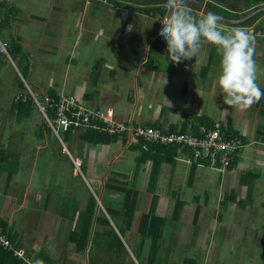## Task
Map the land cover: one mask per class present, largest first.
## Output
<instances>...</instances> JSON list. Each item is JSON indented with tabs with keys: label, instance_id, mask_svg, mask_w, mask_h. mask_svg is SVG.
Instances as JSON below:
<instances>
[{
	"label": "crops",
	"instance_id": "0c3cea01",
	"mask_svg": "<svg viewBox=\"0 0 264 264\" xmlns=\"http://www.w3.org/2000/svg\"><path fill=\"white\" fill-rule=\"evenodd\" d=\"M0 1L1 39L21 46L10 58L0 53V235L11 249L0 242L1 248L22 264H151L156 243L142 242L139 220L152 210L167 222L153 264L189 259L197 264H242L246 250L260 248L252 218L259 213L262 227L264 95L258 106L245 109L223 103L216 85L220 54L215 45L202 40L194 57L180 63L168 60L167 50L155 38L168 15L163 4L154 7L164 9L165 16L126 0H117V6L84 0ZM228 2L236 4L232 12L241 16L264 5L249 8L245 0ZM186 8L196 19L203 18L202 12ZM258 23L242 29L253 30L248 32L255 37L256 83L264 91V35L257 34L264 29ZM218 24L226 32L235 28ZM28 86L41 96H73L89 111L112 110L117 121L157 125L170 133L182 132L186 123L189 131L194 117H206L227 129L230 125L246 147L232 170L212 169L183 148L172 162L163 161L154 170L151 158L139 160L142 152L134 147L139 140L119 137L108 145L74 143L68 148L73 166L65 159L68 154L57 148L55 135L41 129L31 102L16 104ZM83 130L73 135L79 138ZM25 136L30 139L17 140ZM249 172L258 175L250 181L251 194L244 180ZM117 188H126L138 203L129 222L123 206L126 194ZM233 195L235 200L224 208L223 202ZM92 198L96 206L90 236L80 251L72 234L88 215ZM243 201L248 203L245 209ZM177 202L185 206L174 219ZM250 213L253 235L245 239ZM256 257L264 264L263 250ZM251 264H256L254 258Z\"/></svg>",
	"mask_w": 264,
	"mask_h": 264
},
{
	"label": "trees",
	"instance_id": "16d2710c",
	"mask_svg": "<svg viewBox=\"0 0 264 264\" xmlns=\"http://www.w3.org/2000/svg\"><path fill=\"white\" fill-rule=\"evenodd\" d=\"M121 1H125V0H121ZM126 1L131 2V3H136V4L149 5L151 7V8H149L150 12H154L155 14H159L161 16H165V14H166L164 9L159 8V7H154V6L163 4L164 0H159V1H129V0H126ZM202 1H205V0H202ZM245 1L250 5L249 8L260 5V3L264 2V0H245ZM112 2H113V5H115V6L118 5V4H116L117 0H112ZM206 4L216 14L223 16L225 18L237 19L242 15V14L232 12V11H236L237 6L235 3H229L228 0H208L206 2ZM3 5L4 4H2V2L0 1V9H1V7H3ZM184 6L192 8L193 10H196V11H201V10L194 8V7H191L187 4H184ZM191 13L194 16L193 12H191ZM262 17H264V12L256 15L255 17L249 19L248 21H246L245 23H243L241 25L233 26V27L244 28V27L254 26L256 23H258V21ZM258 25H259L260 29H264V20L262 22L258 23ZM0 26H1V24H0ZM225 26H227V25H225ZM19 52H21V46L19 45V43H17L16 41H11V43H9L10 55L13 56V55H15V53L17 54ZM50 96L55 98V99L58 98L56 95H53V94H51ZM259 102H260V99L258 101H256L255 103H253L252 105L258 106ZM16 104L21 106V105H23V102H22V100H18L16 102ZM187 124L188 123L185 124L183 129H181L182 133H186V132L189 133L190 132L193 135L201 136V132H200L201 126H204L206 129H215L218 126L221 129L222 133L226 136H230V135L240 136L238 134V132L234 131L231 128L230 125H228V129H227L225 127V125L216 124L206 117H197V116L194 117L193 122L191 124V129L189 131H188ZM142 126H144V125H142ZM44 127L46 128L47 133L52 136L53 135L52 130L50 128H48L46 125ZM149 127L154 128V129H159V128H157L158 127L157 125H150ZM159 130H161V129H159ZM73 131H79V129L71 128L70 130L62 133L61 135L65 136V139L67 142H72L73 137H74ZM161 131L164 133H167L163 130H161ZM171 131H176V130L172 129ZM119 137H125V135H109V133H107L106 131H101L99 129H94V128H88V129H85V130L80 132L77 142L76 143L74 142V143H75V145L77 144L78 146L80 144L83 145L84 143L94 144V145H98V144L108 145V144H112V143L117 142L119 140ZM241 138L243 139V142L246 143V140L243 137H241ZM60 145L62 146L61 143H60ZM142 146H147L148 147L147 150L143 149L144 147H142ZM134 147H137L136 149H138L142 152V156H140V158H139L140 161H144L145 158H151L153 161H155L156 164H154V170H157V168L160 166V163H162L163 161L168 160L169 162H172L175 158H177L179 156L180 152H182V151H184L185 153H187V152L190 153V151L187 148L184 149L183 147L178 146V145H175V146L166 145L165 146V145H159V144H153V143H146L145 141H143L141 139L139 140L138 145H136ZM180 148H183V150L181 151ZM7 155H6V159L9 160ZM65 157H66L65 158L66 160H68V161H70V163H72V160H73L72 157H70L69 155H65ZM237 158H238V156L236 157L233 164L228 168V170L233 169V167L235 166V164L237 162ZM204 164L208 165V162H205ZM72 165L74 166L73 163H72ZM81 169H82V172L84 173L85 170H84L83 165H82ZM8 170H9V168H8ZM155 173H156V171L154 172V174ZM257 177H258V175L254 174L253 172H249L248 174H246L244 176V180L246 178V182H247V184H249L250 194L252 193V190H253V184L251 185L250 181L252 178H257ZM117 189L126 194L123 206L127 210L125 218L129 222L132 219V215H133L135 208H136V205L138 203L136 201H134L133 198H131L129 191H127L126 188H117ZM234 197H235V195H233L231 197L233 199L223 202L224 208L227 206V203H229V201L235 200ZM250 197H251V195H250ZM90 202H91V204H90V207L88 208V211H89L88 215L86 217L83 216L80 218V223H79L78 229L75 232H73V234H72V239H73V241L76 242L77 248L80 251L85 249L86 241L90 236L91 222L93 219L92 214H93V210L96 206V202L93 198L91 199ZM250 202L251 201H249V203ZM246 204H248L247 201L241 202V205L243 206L244 209L246 208ZM184 206H185L184 202H177V206H176V209H175L174 214H173L174 219H179L180 212L184 208ZM198 213H199V211H198ZM139 221H140L139 222V234L141 235L142 242L152 240L153 244L154 243L158 244L160 238L163 237L164 226L167 223L166 219H164V218L160 219V217L156 216L152 210L148 213H143ZM1 222L2 221L0 219V226H1ZM10 240L12 242L14 241L13 238H11V237H10ZM156 244L153 245V247H152L153 250L151 249L152 253H151V257L149 259L151 264H153V262L156 260V258H158V248H157ZM11 253L12 252H7L3 248L0 247V264H22ZM141 256L142 255H141V251H140V253H138V257L141 258ZM36 263L37 264H47L44 260H36ZM168 264H173V263L168 262ZM183 264H197V262L193 259H189V260L184 261Z\"/></svg>",
	"mask_w": 264,
	"mask_h": 264
},
{
	"label": "built area",
	"instance_id": "2783aa9c",
	"mask_svg": "<svg viewBox=\"0 0 264 264\" xmlns=\"http://www.w3.org/2000/svg\"><path fill=\"white\" fill-rule=\"evenodd\" d=\"M87 4L111 5L112 0H84ZM1 24V19H0ZM252 32L253 30H248ZM255 33V31H254ZM257 34L264 35L263 31ZM0 53L10 58L9 44L1 39ZM29 101L37 109L45 120V125L50 128L53 134L62 144L66 154L70 157L67 143L62 139L61 134L71 128L88 129L94 128L106 131L109 135H125L126 138L143 140L146 143L159 145L181 146L194 153V159L199 162H208V165L215 170L223 172L233 164L236 157L246 147L240 136H226L217 126L215 129H201V136L191 133H164L159 129L149 126H142L134 122L117 121L114 112L109 110L92 112L84 108L73 96L61 95L57 99L51 96H41L26 90L24 95H18L16 101ZM73 159V158H72ZM78 167V165H77ZM0 242L8 249H11L10 242L0 235ZM19 257H24L21 250L15 252Z\"/></svg>",
	"mask_w": 264,
	"mask_h": 264
},
{
	"label": "clouds",
	"instance_id": "9594fccd",
	"mask_svg": "<svg viewBox=\"0 0 264 264\" xmlns=\"http://www.w3.org/2000/svg\"><path fill=\"white\" fill-rule=\"evenodd\" d=\"M163 8L168 15L160 23L155 38L167 50L168 60L180 63L182 59L192 58L200 50L202 40L209 42L220 54L216 85L224 104L245 109L264 95L256 83L255 37L252 33L242 28L224 31L218 24L221 18L212 12L196 19L184 6V0H164ZM128 29L131 30L132 25Z\"/></svg>",
	"mask_w": 264,
	"mask_h": 264
},
{
	"label": "rangeland",
	"instance_id": "374dc122",
	"mask_svg": "<svg viewBox=\"0 0 264 264\" xmlns=\"http://www.w3.org/2000/svg\"><path fill=\"white\" fill-rule=\"evenodd\" d=\"M237 1H239V2H242V0H237ZM205 2H207V1H205ZM201 12V11H200ZM203 14V13H202ZM203 17H204V15H203ZM26 90H27V87H26ZM28 90H32L31 88H30V86H28ZM36 112V114H37V116H38V121L39 122H41V129L44 131V129L46 130V128L44 127L45 126V120H44V118L42 117V115L40 114V113H38L37 111H35ZM61 137H63L62 139H64L65 141H66V139H65V136L63 135H61ZM55 138V140H56V142H58L57 143V148L59 149V150H61V152L64 150V148H63V146H61L60 145V142L58 141V139L56 138V137H54ZM30 139V137H28V136H25L24 138H22V139H17V140H24V141H28ZM77 140H78V137L77 136H74L73 137V140H72V142H67L66 141V143H67V146H68V148L70 149V150H72L73 148V145H74V142L76 143L77 142ZM73 143V144H72ZM72 148V149H71ZM61 154H63V153H61ZM65 155V154H64ZM76 162H77V160H75ZM75 162V163H76ZM76 171L78 172V170L76 169ZM93 187L94 186H92V187H90L91 189H93ZM89 188V187H88ZM90 188L88 189V190H90ZM264 193V192H263ZM263 204H264V201H263ZM259 210H262V209H259ZM262 215L264 216V212L262 213ZM252 213H250L249 214V218H248V224H247V226H248V228L246 227V225L244 226V227H246L247 228V232L245 231V235H247L246 237H245V239L246 238H249V239H251V236L253 235V234H251L252 233V231H251V228L249 227L250 225H251V223H250V219L252 218ZM258 216H259V213H257V216H255L254 218H252V219H254L255 220V222H256V226H257V235H256V237H257V239H260L261 240V246H260V248H258V249H255V250H246L247 251V257H245V258H241L240 259V263H242V264H251V262H252V258H254V260H256V264H259L260 262L257 260V255H258V251H259V249H261V250H263L264 251V221H263V224H262V227H260V222H257V220H260V219H258ZM262 218V217H261ZM262 220H264V218L262 219ZM261 230V231H260ZM257 246H259V245H257ZM255 252H257V254H256V256H254L255 255ZM261 253H262V251H261ZM249 257H251V258H249ZM262 262H264L263 260H262Z\"/></svg>",
	"mask_w": 264,
	"mask_h": 264
},
{
	"label": "water",
	"instance_id": "95a60500",
	"mask_svg": "<svg viewBox=\"0 0 264 264\" xmlns=\"http://www.w3.org/2000/svg\"><path fill=\"white\" fill-rule=\"evenodd\" d=\"M131 1H159V0H131ZM184 4H187L189 6H192L194 8H197V9L201 10L205 15H207L209 12L215 13L202 0H184ZM262 12H264V5L260 6L259 8L251 10L250 12L244 14L243 16H241V17H239L237 19H229V18H225L223 16H220V15H218L216 13L215 14L221 18L218 21V23L229 25V26H238V25H241V24L245 23L249 19L255 17L256 15H258V14H260Z\"/></svg>",
	"mask_w": 264,
	"mask_h": 264
}]
</instances>
